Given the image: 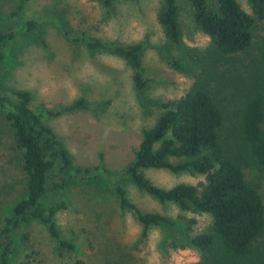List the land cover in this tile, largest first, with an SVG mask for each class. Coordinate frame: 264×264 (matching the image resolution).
I'll return each mask as SVG.
<instances>
[{
    "label": "rangeland",
    "instance_id": "1",
    "mask_svg": "<svg viewBox=\"0 0 264 264\" xmlns=\"http://www.w3.org/2000/svg\"><path fill=\"white\" fill-rule=\"evenodd\" d=\"M178 1L182 29L178 43L170 40L159 22L164 0H113L110 9L103 0H33L34 8L28 15L42 16L40 32H28L24 24L15 27L16 37L4 62V91L28 89L37 104L55 110L85 98L87 108L46 117L45 121L70 150L72 170L103 162L112 173L92 180L70 172L66 188L44 200L45 205L58 208L59 230L76 245L75 250L59 249L47 226L35 220L24 229L30 232L29 242L17 236L11 264L27 259L34 264H75L78 259L85 264H198L200 253L190 245V237L206 230L212 216L183 210L174 202L162 203L128 178L120 177L134 159L144 129L156 123L162 103L183 96L191 88L192 71L200 69L197 54H203L210 45V37L194 21L190 3ZM21 2L0 0V30L12 24L10 15ZM239 2L252 12L247 0ZM257 34H264V21L259 23ZM82 35L107 43L141 42L144 77L148 79L143 95L135 86V70L123 57L109 51L92 54L86 42L73 38ZM236 56L242 61L220 67L227 74L221 94L229 108L237 104L241 76L249 77L248 69L254 70L258 62V49ZM173 59L182 62L185 69L175 68ZM13 144L11 125L0 112L1 217L11 215L15 204L26 195L21 157ZM145 173L166 188L205 180L204 175L176 174L167 169L147 168ZM246 173L259 184L264 197V167L249 168ZM116 184L124 185L127 196L143 210L166 214L176 224L154 226L144 237L134 213L121 207ZM191 218L196 223L188 231Z\"/></svg>",
    "mask_w": 264,
    "mask_h": 264
},
{
    "label": "trees",
    "instance_id": "2",
    "mask_svg": "<svg viewBox=\"0 0 264 264\" xmlns=\"http://www.w3.org/2000/svg\"><path fill=\"white\" fill-rule=\"evenodd\" d=\"M187 1L193 9L195 23L210 37V45L206 53L197 54L200 69L192 71L191 88L183 96L162 103L156 123L144 129L135 157L120 177L128 178L162 203L174 202L183 210L212 216L206 230L190 237V245L200 253L198 264H264V197L259 184L246 173V169L264 167V34H257L259 23L264 21V0H247L252 12L239 0H215L214 4L209 0ZM103 2L105 7H113V0ZM33 8V0H22L10 15L12 24L0 30V112L13 130V147L21 157L19 164L26 191L11 215L0 216L1 264H11L19 234L24 242L30 241V232L24 229L35 220L47 226L59 249L75 250L76 245L59 230L58 208L45 205L44 200L50 193L66 188L70 172L92 180L112 173L103 162L72 170L74 161L70 150L45 121L46 117L87 108L85 98L55 110L37 104L28 89L4 91V62L16 37L15 27L24 24L28 32H40L43 18L40 14L30 17L28 11ZM179 16V1L164 0L158 18L174 43L180 42L182 36ZM64 32L69 35L67 30ZM73 38L86 42L92 54L109 51L123 57L135 70V86L143 95L148 79L144 77L141 42L107 43L86 35ZM252 48L258 49V62L254 70L248 69L249 77L241 76L237 104L229 108L221 94L227 74L220 67L233 65L241 60L236 55L246 54ZM171 64L185 69L177 59ZM147 168L204 175L205 180L161 187L146 175ZM115 190L121 207L131 210L142 225L144 237L154 226L176 224L166 214L143 210L127 196L124 185L116 184ZM193 223L195 218L188 220V231ZM17 264L34 262L27 259ZM75 264H85V261L78 259Z\"/></svg>",
    "mask_w": 264,
    "mask_h": 264
}]
</instances>
